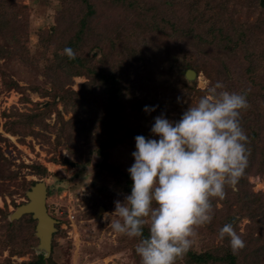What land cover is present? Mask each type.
Returning <instances> with one entry per match:
<instances>
[{
	"label": "rangeland",
	"instance_id": "obj_1",
	"mask_svg": "<svg viewBox=\"0 0 264 264\" xmlns=\"http://www.w3.org/2000/svg\"><path fill=\"white\" fill-rule=\"evenodd\" d=\"M85 12L79 0H0V262L39 255L38 240L24 248L12 236L9 215L26 201V191L42 181L49 192L47 211L57 220L44 264H141L135 252L138 238L115 233L101 219L113 211L114 200L130 192L126 169L133 162L134 136L151 135L153 117L161 113L178 120L217 81L223 84L217 91L246 88L236 78L249 65L242 50L213 48L186 26L175 32L174 19L165 15L161 30L144 39L132 32V22L117 7L96 8L95 26L78 40ZM244 15H233L235 25L246 23L249 33L253 22L264 39V24ZM143 45L151 48L149 53ZM65 47L75 53L74 61L63 54ZM187 69L195 78L185 77ZM110 74L118 75L124 96L115 112L116 125L107 130L114 115ZM128 97L135 99L127 102ZM257 97L253 103L264 113V102ZM146 105L154 110L144 111ZM248 182L264 203V174L251 175ZM219 200L210 198L212 219L195 227L191 252L221 244L224 210L216 205ZM230 222L246 249H264V226L257 228L247 214ZM143 230L147 235V224ZM254 259L242 256L239 261L256 264ZM260 262L264 264V252ZM176 264L195 263L185 254Z\"/></svg>",
	"mask_w": 264,
	"mask_h": 264
},
{
	"label": "clouds",
	"instance_id": "obj_2",
	"mask_svg": "<svg viewBox=\"0 0 264 264\" xmlns=\"http://www.w3.org/2000/svg\"><path fill=\"white\" fill-rule=\"evenodd\" d=\"M63 54L75 56L70 47ZM218 89H223L220 81L206 86L205 94L178 120L161 113L153 117L151 135L134 136L133 162L126 169L130 192L114 200L113 211L101 219L115 233L138 238L135 252L141 264H176L191 248L195 227L211 221L210 198L224 199L225 185H234L244 173L247 136L239 117L247 100L242 93ZM218 235L229 238L234 254L245 247L231 222Z\"/></svg>",
	"mask_w": 264,
	"mask_h": 264
},
{
	"label": "trees",
	"instance_id": "obj_3",
	"mask_svg": "<svg viewBox=\"0 0 264 264\" xmlns=\"http://www.w3.org/2000/svg\"><path fill=\"white\" fill-rule=\"evenodd\" d=\"M85 5L86 12L80 20L75 39L85 36L90 28L95 26L94 20L97 19L96 8L106 9L117 7L126 13L125 17L132 22V32L142 38L152 31L161 30L160 21L162 16L173 18L172 25L175 32H184L181 28H189L199 32L197 38L199 41L217 48L219 45L231 53L238 50L244 52L245 60L249 62L244 76L236 77L238 82L243 83L246 88L238 93L245 95L248 107L240 110V125L247 136L245 147L247 149L248 162L243 175L234 185H225V197L216 201L221 210H224V216L221 219L220 227L230 222V218L243 214L256 224L257 228L264 226V203L259 193H254L248 182V177L254 174H264V113L260 111L253 98L264 102V39L260 33L263 31L252 22L251 31L248 33L247 24L238 23L235 25L233 15H243L256 21L258 25L264 24V0H79ZM108 2V3H107ZM107 3V4H106ZM262 3V4H261ZM108 4L110 7H108ZM105 5V6H103ZM251 13V15H250ZM91 19V17H93ZM158 19V20H157ZM170 19H168L169 21ZM183 23V24H182ZM251 36V41L245 40ZM143 42V41H142ZM143 44V43H142ZM145 53H149L151 48L142 46ZM141 50V51H142ZM142 51V52H143ZM218 51V50H217ZM73 61L75 58H72ZM188 70V69H187ZM108 91L112 100L110 106L114 112L112 120L106 124V129L111 130L117 121V109L119 100L124 96L123 90L119 84L121 80L118 75L110 74ZM188 87V86H187ZM195 88L188 87V92ZM234 92H237L234 90ZM126 94V93H125ZM130 97V95H129ZM128 100H134L130 98ZM145 98V97H144ZM143 98V99H144ZM142 99V100H143ZM261 147V149H260ZM103 148H105L103 146ZM131 183V182H130ZM35 184V183H34ZM33 184V185H34ZM49 194V192H48ZM14 229L12 236L20 241L22 247H33L35 221L31 215H23L20 219L9 223ZM233 229L238 232L235 223H232ZM240 234V233H239ZM143 235L147 236L143 230ZM242 235V234H241ZM9 238V236H8ZM228 237L225 236L220 245L206 252L186 253L188 260L195 264H243L240 263V257H249L260 264V258L264 249L262 246L257 249H239L235 254L231 251L228 243ZM243 239V238H242ZM38 242V241H37ZM245 242V241H244ZM20 253V252H18ZM45 259L42 254L34 256L27 261L14 262L11 259H5L0 264H44Z\"/></svg>",
	"mask_w": 264,
	"mask_h": 264
},
{
	"label": "water",
	"instance_id": "obj_4",
	"mask_svg": "<svg viewBox=\"0 0 264 264\" xmlns=\"http://www.w3.org/2000/svg\"><path fill=\"white\" fill-rule=\"evenodd\" d=\"M193 70H186L187 79L195 78ZM71 165H74L71 163ZM26 201L20 204L10 215L9 220L20 219L23 215L29 214L35 221L34 234L38 240L36 250L43 257H47L51 250V242L56 232L57 220L54 219L47 211L46 198L47 186L44 182L38 181L32 185L25 193Z\"/></svg>",
	"mask_w": 264,
	"mask_h": 264
},
{
	"label": "flooded vegetation",
	"instance_id": "obj_5",
	"mask_svg": "<svg viewBox=\"0 0 264 264\" xmlns=\"http://www.w3.org/2000/svg\"><path fill=\"white\" fill-rule=\"evenodd\" d=\"M47 196H48V189H47Z\"/></svg>",
	"mask_w": 264,
	"mask_h": 264
}]
</instances>
